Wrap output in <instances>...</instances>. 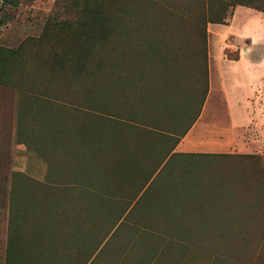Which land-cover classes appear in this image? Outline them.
<instances>
[{
	"label": "rangeland",
	"instance_id": "374dc122",
	"mask_svg": "<svg viewBox=\"0 0 264 264\" xmlns=\"http://www.w3.org/2000/svg\"><path fill=\"white\" fill-rule=\"evenodd\" d=\"M256 7L0 0V264H264V125L233 137L243 152L175 151L209 66L213 92L253 96L236 92L229 59L247 46L264 57V42L235 39L247 25L264 41ZM211 95L205 126L225 128L223 93Z\"/></svg>",
	"mask_w": 264,
	"mask_h": 264
},
{
	"label": "crops",
	"instance_id": "0c3cea01",
	"mask_svg": "<svg viewBox=\"0 0 264 264\" xmlns=\"http://www.w3.org/2000/svg\"><path fill=\"white\" fill-rule=\"evenodd\" d=\"M245 7L237 6L234 9V13L232 15V19L229 23H233L234 16L236 12L242 11V9ZM248 13H253L255 10L247 8ZM256 12V11H255ZM262 13V12H260ZM264 14V13H263ZM264 24V20H263ZM213 24H209L208 27V36L210 33V28ZM222 25V24H220ZM224 25V26H229ZM228 36H232L231 34L227 33L225 35V38H228ZM257 32L254 30L248 29V26L245 25L241 29V32L238 34V36H235V39L238 44H241L243 40H249L250 43L255 39L257 42H264V41H258ZM225 39H223L224 41ZM208 41V38H207ZM251 46H247L245 48V53L243 56H241L237 61H229L231 65L235 69H233L231 82L232 85L235 86L237 93H242L243 90H248L251 92L253 96L250 98H247L246 100L239 99L240 95H238L236 98H230L227 91H225V86L222 87L219 86L216 88V90L213 92L212 84H211V74L210 69L211 66H209V72H208V84H209V90L207 97L205 99V103L203 105V110L201 115L199 116L196 126L194 129L190 130L187 135L184 137L183 140H185L184 143H180L175 151H178L176 153H186L185 151H195V152H243L245 151V146L242 144L241 146L233 143V137L236 135H239V130H243L244 128H248L249 126L256 125L258 128H263L264 125V101H261L256 99V91L261 87H264V73L260 74L259 71L256 70V66H259L260 69L264 68V57L261 59V57H256V55H253V53L250 52ZM250 58V59H248ZM208 60L210 62L209 58V47H208ZM247 78V80H246ZM223 84V82H222ZM221 90L223 93V98L225 100V107L227 109L228 117H229V126L225 128H213L209 126H205L207 123V118L204 116L205 111L207 110L209 106V97L212 96L211 93L215 94L217 91ZM239 91V92H238ZM254 98V99H253ZM210 109H214L215 107L210 102ZM194 132V133H193ZM193 133V134H191ZM222 135V139L220 137H215V135ZM189 135V136H188ZM214 136V137H211ZM189 137V138H188ZM217 140V141H216ZM222 141V142H221ZM253 149V148H250ZM53 264L58 263V259L52 256L49 259ZM27 264H32L33 260L28 258ZM67 261V259L63 260ZM45 262L48 263L45 259ZM62 262V261H61ZM38 263V262H37ZM60 263V262H59Z\"/></svg>",
	"mask_w": 264,
	"mask_h": 264
},
{
	"label": "trees",
	"instance_id": "16d2710c",
	"mask_svg": "<svg viewBox=\"0 0 264 264\" xmlns=\"http://www.w3.org/2000/svg\"><path fill=\"white\" fill-rule=\"evenodd\" d=\"M83 1H84V5H86L88 0H83ZM238 4L242 5V6H245V4H241V3H238ZM254 9L259 11V12H264L263 8H260V7H256ZM226 17H228V16H226ZM226 17H222V18H219V19H216V20H209V21H207V23L210 22L212 24H224L225 23L224 21L226 20L225 19ZM205 41H206V31L204 30V43H205ZM206 57H207V55L205 53L204 54V59H206ZM238 59L239 58L237 57V58L229 59V60L237 61ZM203 101H204V98H203ZM186 156H198V157H200V156H203V157H218V156H220V157H223V158H232V157H234V156H231V155H217V154H194V155L193 154H176V153L173 154V157H179V158L186 157ZM236 157L239 160H242V161L254 162L258 167H260V165H261V161L259 160V158L257 156L236 155ZM260 169H261V167H260Z\"/></svg>",
	"mask_w": 264,
	"mask_h": 264
}]
</instances>
